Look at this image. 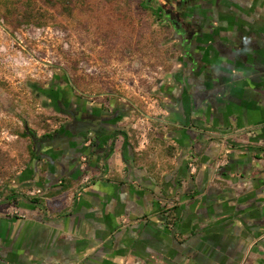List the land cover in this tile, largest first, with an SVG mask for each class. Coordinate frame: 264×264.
<instances>
[{"label":"crops","instance_id":"0c3cea01","mask_svg":"<svg viewBox=\"0 0 264 264\" xmlns=\"http://www.w3.org/2000/svg\"><path fill=\"white\" fill-rule=\"evenodd\" d=\"M202 2L156 114L82 96L0 196V264H264V0Z\"/></svg>","mask_w":264,"mask_h":264},{"label":"rangeland","instance_id":"374dc122","mask_svg":"<svg viewBox=\"0 0 264 264\" xmlns=\"http://www.w3.org/2000/svg\"><path fill=\"white\" fill-rule=\"evenodd\" d=\"M176 46L147 0H0V196L33 162L26 128L43 136L71 122L46 90L63 84L89 101L135 102L154 115L177 70ZM127 128L137 141L151 131L140 112Z\"/></svg>","mask_w":264,"mask_h":264},{"label":"flooded vegetation","instance_id":"af4514ba","mask_svg":"<svg viewBox=\"0 0 264 264\" xmlns=\"http://www.w3.org/2000/svg\"><path fill=\"white\" fill-rule=\"evenodd\" d=\"M154 12L163 14V19L170 25L175 40H177L176 49L180 52L181 60L191 57L189 52H193L188 40H192L194 20L192 18L194 9L204 8L203 0H148ZM62 87V88H61ZM56 106L62 113L70 117V126L75 123L92 124L95 120L93 111H90L89 105L85 104L82 110V96L73 95L66 90L64 85L60 86L58 95H51ZM86 105H88L86 107ZM90 136L91 130L86 132Z\"/></svg>","mask_w":264,"mask_h":264},{"label":"trees","instance_id":"16d2710c","mask_svg":"<svg viewBox=\"0 0 264 264\" xmlns=\"http://www.w3.org/2000/svg\"><path fill=\"white\" fill-rule=\"evenodd\" d=\"M147 2H149V1L147 0ZM59 86H61V84ZM59 91H60V89L55 90V88H51L50 90H46L45 92L50 94V95H56L57 96ZM58 109H59V106H58ZM66 131H67L66 126H62L59 130H56V131L49 133V134H45L43 136H39L33 129L26 128V131H24L22 135L31 138V141H32V146H31L32 161L36 162L37 160H39V155H40L39 152L41 150V146H43V143L46 140H51L54 137H57L59 135H63ZM94 153H96V150H94V149L92 150L90 148V150H88V152H87V157H88L87 159L88 160L91 159V157L93 156ZM9 198H11V197H9ZM31 201L35 202V203L40 202L39 198H32Z\"/></svg>","mask_w":264,"mask_h":264},{"label":"water","instance_id":"95a60500","mask_svg":"<svg viewBox=\"0 0 264 264\" xmlns=\"http://www.w3.org/2000/svg\"><path fill=\"white\" fill-rule=\"evenodd\" d=\"M195 39H197V38L195 37ZM188 42H189V43H191V42H192V40H188ZM199 53H201V57H202L204 52H203V50H202V49H199ZM189 54H190V55H192V54H193V52L191 51V52H189Z\"/></svg>","mask_w":264,"mask_h":264},{"label":"built area","instance_id":"2783aa9c","mask_svg":"<svg viewBox=\"0 0 264 264\" xmlns=\"http://www.w3.org/2000/svg\"><path fill=\"white\" fill-rule=\"evenodd\" d=\"M190 166H191V171L195 172L196 171V167L193 164H191Z\"/></svg>","mask_w":264,"mask_h":264}]
</instances>
